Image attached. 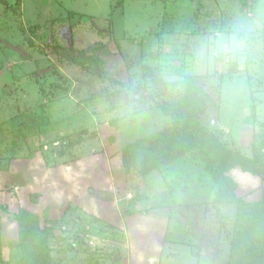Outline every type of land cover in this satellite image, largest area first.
Returning a JSON list of instances; mask_svg holds the SVG:
<instances>
[{
    "label": "rangeland",
    "instance_id": "374dc122",
    "mask_svg": "<svg viewBox=\"0 0 264 264\" xmlns=\"http://www.w3.org/2000/svg\"><path fill=\"white\" fill-rule=\"evenodd\" d=\"M178 100L254 161L229 201L142 142ZM257 206L264 0H0V264H230Z\"/></svg>",
    "mask_w": 264,
    "mask_h": 264
},
{
    "label": "trees",
    "instance_id": "16d2710c",
    "mask_svg": "<svg viewBox=\"0 0 264 264\" xmlns=\"http://www.w3.org/2000/svg\"><path fill=\"white\" fill-rule=\"evenodd\" d=\"M163 110L172 117V124L149 135L142 142L161 163L178 157L184 151L196 149L216 185V199L229 201L234 195L235 182L224 171L236 162L242 170L255 173L254 161L241 155L237 149L232 152L222 146L199 121L198 111L195 107L193 109L192 104L178 100L169 107L164 106ZM261 210L262 207H253L250 212L244 211L238 217L231 240L230 264H261L264 260V218ZM47 257L50 258L49 253Z\"/></svg>",
    "mask_w": 264,
    "mask_h": 264
},
{
    "label": "crops",
    "instance_id": "0c3cea01",
    "mask_svg": "<svg viewBox=\"0 0 264 264\" xmlns=\"http://www.w3.org/2000/svg\"><path fill=\"white\" fill-rule=\"evenodd\" d=\"M106 176H107V172H106ZM106 186H108V187H106V188H108V189H111V186L109 185V182L107 183L106 182ZM112 190V189H111ZM91 211H92V208H91ZM93 212V211H92ZM103 221H101L99 218H97L96 220H95V222H93V227L96 229V228H99L100 227V224L102 223ZM120 236H124L123 235V233H121L120 232ZM122 241L124 242V237L122 238Z\"/></svg>",
    "mask_w": 264,
    "mask_h": 264
}]
</instances>
